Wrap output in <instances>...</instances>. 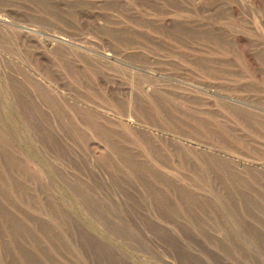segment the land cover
I'll return each mask as SVG.
<instances>
[{
    "label": "rangeland",
    "instance_id": "rangeland-1",
    "mask_svg": "<svg viewBox=\"0 0 264 264\" xmlns=\"http://www.w3.org/2000/svg\"><path fill=\"white\" fill-rule=\"evenodd\" d=\"M0 264H264V0H0Z\"/></svg>",
    "mask_w": 264,
    "mask_h": 264
}]
</instances>
